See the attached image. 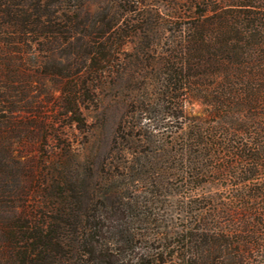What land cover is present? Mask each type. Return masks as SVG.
<instances>
[{
    "label": "trees",
    "instance_id": "obj_1",
    "mask_svg": "<svg viewBox=\"0 0 264 264\" xmlns=\"http://www.w3.org/2000/svg\"><path fill=\"white\" fill-rule=\"evenodd\" d=\"M107 1L0 0V264H264V0ZM107 93L115 154L86 182L65 128ZM142 183L202 206L143 233Z\"/></svg>",
    "mask_w": 264,
    "mask_h": 264
},
{
    "label": "rangeland",
    "instance_id": "obj_2",
    "mask_svg": "<svg viewBox=\"0 0 264 264\" xmlns=\"http://www.w3.org/2000/svg\"><path fill=\"white\" fill-rule=\"evenodd\" d=\"M146 9L158 8L159 10L171 13L179 8L192 9L195 10L198 5H202V0H138ZM210 1V0H206ZM212 1V0H211ZM216 3H229L232 0H213ZM91 9L94 13L99 12L103 7L108 4L107 0H90ZM143 6L140 5V8ZM183 21V20H180ZM136 22V21H134ZM49 83V82H48ZM39 84H35L34 87L38 88ZM209 107L201 99H186L183 102V112L187 118L204 119L208 115ZM95 118L89 119L91 123L90 132L83 133L74 127H66V133L69 138L78 146V162L80 168L84 172L85 181L87 182L91 179H96L101 173L102 168L105 166L106 162L110 160L114 153H111L110 149L112 146V140L116 131V127L121 119L123 108L121 103H116L115 98L107 95L103 96L101 104L95 110ZM92 121H94L92 125ZM111 153V154H110ZM34 155V154H33ZM87 167V168H86ZM89 174V175H88ZM91 181V180H89ZM143 185V183H142ZM138 195L140 197V205L143 214L149 216L148 221L144 224H137V227H142L143 233H161L170 234L174 230L182 227L183 224H187L191 217V212H187L190 206H194L195 209L201 207L202 205L197 203H189V205L181 204L182 199L177 196H162L151 195L148 193L149 190L146 185L138 186ZM172 192L177 191V189H172ZM221 191L214 184H207L202 187V190L198 191L199 194H218ZM202 194L200 195V198ZM187 199L185 201L191 200ZM199 199V198H198ZM185 206V208H184ZM193 207V208H194ZM156 218V219H155ZM156 221V222H155Z\"/></svg>",
    "mask_w": 264,
    "mask_h": 264
}]
</instances>
